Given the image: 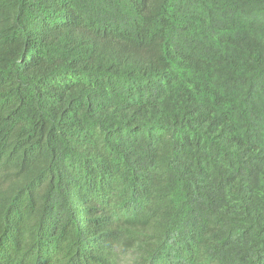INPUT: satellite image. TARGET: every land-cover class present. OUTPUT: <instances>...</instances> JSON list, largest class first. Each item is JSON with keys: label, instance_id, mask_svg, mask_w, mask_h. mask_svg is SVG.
<instances>
[{"label": "trees", "instance_id": "16d2710c", "mask_svg": "<svg viewBox=\"0 0 264 264\" xmlns=\"http://www.w3.org/2000/svg\"><path fill=\"white\" fill-rule=\"evenodd\" d=\"M0 264H264V0H0Z\"/></svg>", "mask_w": 264, "mask_h": 264}]
</instances>
